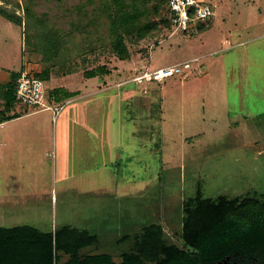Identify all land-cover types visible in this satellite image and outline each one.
I'll list each match as a JSON object with an SVG mask.
<instances>
[{"label": "rangeland", "instance_id": "1", "mask_svg": "<svg viewBox=\"0 0 264 264\" xmlns=\"http://www.w3.org/2000/svg\"><path fill=\"white\" fill-rule=\"evenodd\" d=\"M207 1L216 16L191 33L164 27L155 38L127 36L129 60L118 59L107 39L84 38L71 39L70 54L54 65L26 45L24 26L0 14V71L37 68L40 73L49 67L47 88H70L57 90L59 103H65L57 120L52 123L47 112L35 115L51 122L44 137L28 125L27 140L3 141L0 225L86 227L99 233L100 250L120 260L122 249L131 245L116 240L152 221L166 226L170 241L182 246L183 205L199 190L205 197L264 191L262 168L249 150L232 149L236 136L264 145V93L259 90L264 88V39L237 43L264 29V0ZM0 4L25 17L22 0ZM193 58L198 61L183 74L163 81L133 79L138 70ZM245 58L248 77L242 75ZM197 65L207 72L194 70ZM214 71L216 86L225 77L221 101L220 91L209 93L207 86V73ZM95 82L116 88L96 93L86 104L66 103L73 89H92ZM81 108L88 110L83 114Z\"/></svg>", "mask_w": 264, "mask_h": 264}, {"label": "trees", "instance_id": "2", "mask_svg": "<svg viewBox=\"0 0 264 264\" xmlns=\"http://www.w3.org/2000/svg\"><path fill=\"white\" fill-rule=\"evenodd\" d=\"M168 1L22 0L25 17L3 4L0 14L24 26L26 45L52 65L61 55L70 54L67 46L71 39L84 38L107 39L118 59L129 60L132 53L126 43L127 36L137 40L155 38L162 28L171 26ZM15 4L20 6L17 1ZM98 70L106 73L101 66ZM50 71L51 68H45L36 76L48 80ZM90 71L94 70L86 73ZM18 76L19 73L13 74L11 83L0 86L4 92L0 96L3 101L0 106H4L0 115L4 119L15 117L5 112L18 101L15 95ZM140 226L117 239L118 243L131 246L122 249L120 261L116 262L108 253L81 255L83 249L99 243V233L86 227L64 224L41 230L31 224L0 225V261L6 264H264L263 193L205 197L199 190L183 205L179 225L182 246L171 242L166 226L157 221ZM62 255L68 258L63 260Z\"/></svg>", "mask_w": 264, "mask_h": 264}, {"label": "crops", "instance_id": "3", "mask_svg": "<svg viewBox=\"0 0 264 264\" xmlns=\"http://www.w3.org/2000/svg\"><path fill=\"white\" fill-rule=\"evenodd\" d=\"M261 13H263L262 10L260 11V14ZM212 19L209 20V22H211ZM261 25L262 26L264 25L263 21L261 22ZM261 39L262 40L264 39V29L261 30L260 32H257L255 34L247 37V38L240 39L239 42H237V43L238 44H245V43L250 42V41L261 40ZM233 45L234 44L229 45V46H227V48H229ZM34 54H37V53H34ZM246 60L247 59L245 58V62L243 63V74L242 75H245L244 77H248L246 75V71H245L246 69H244V67L246 66V64H245ZM29 63H30V61H29ZM33 66L34 65L32 64V68H31L32 70H33ZM204 70H205V72H207L206 67L204 68ZM37 71L39 72V70H37V68H36V70H33L32 72H34L36 74ZM84 72H86V71H84ZM219 72H221V71L219 70L218 73ZM13 74L14 73H10L9 71H4V70L0 71V86L4 87V86H7L9 83H11L12 78H13ZM204 74H206V73H204ZM209 75L210 76H208V73H207V77H210L209 80L207 78V81H208L207 86L210 87V89H208L209 93H213V92L216 93V92L220 91V95H218V94L216 95L219 99L215 98L214 95L212 98L218 99L221 101L222 97L224 95V94H222L223 92H221V89L224 88L223 84L225 83L224 82L225 77L223 78L222 86L219 87V85H217V86L215 85V78H213L215 75V71L211 72ZM51 76H52V74L50 73L49 78ZM48 80H46V81H48ZM216 80H217L216 82L219 83L218 78H216ZM258 84H259V81H258ZM108 86H110V85H108ZM64 87H66L68 90H70L68 85L61 86L60 88H64ZM121 87L122 86H120V88ZM114 88H116V87L112 86V87H103L102 88L101 82H99V84H98V82H95V85H93L92 89H87V87H85L84 90L80 89L79 91L77 89H73L74 91H72V92H74L73 94H75V95H73L72 97H68L69 99L67 98L66 103H72V102L81 100V101H85V102H83V104H86V103H88V100L90 98H93V95L95 96L96 93L98 94L100 92L109 91L110 89H114ZM57 89L58 88L52 89L53 92H55V93H52V90L48 89L49 90L48 91V102H49V104L54 105V106L60 105L61 108L58 111H54L52 109L37 110L35 107H33L34 109L30 110L31 106H29L27 104H22L21 102L16 101L13 105H11V109L9 111L5 112V115H15V117L10 118V119H4V115L3 114L0 115V147L3 146L4 140L12 141V145L14 144L15 141L20 142L21 140H27V137H28L27 132L29 133L28 125L29 126L31 125L32 130L33 129L35 130V136L38 135V136L44 137V134L48 133V131H46V130L48 129L49 124L51 123V122L50 123L48 122L49 118H47V120H44L43 118L41 119V118L35 117V115L40 114L42 112H47L52 123H53V120H57L59 112L61 111V109L63 108V106L65 104V103H61V104L59 103V101L62 100L61 99L62 97H61V94L59 93V91H56ZM204 90L207 91L206 89H204ZM204 90L200 89V91L198 93H205ZM224 90H225V88H224ZM243 90H245V87L243 88ZM259 90L264 93V88L259 87ZM67 93H69V92H67ZM70 93H71V91H70ZM241 93H244V91H242ZM263 93H262V96H263ZM3 94H4V92L1 91V87H0V96H2ZM258 95H259V98L262 97L260 93H258ZM202 98H204V97H202ZM242 98L243 97H241V99ZM2 103H3V101L0 99V105H2ZM87 108H88V106H87ZM87 108H81L83 114L86 113V110H88ZM3 109H4V106H0V110H3ZM260 115H264V113L263 114L261 113ZM44 122L46 123V125L45 124L43 125ZM236 135H238V134H236ZM258 140H261V139H257L256 142H258ZM10 141L8 144H10ZM235 141H236V144L232 147V149L247 150V151L249 150L250 155L253 157V161H255V163L258 164L262 168V171L264 174V145H258L257 144L258 146L257 145L254 146V145L247 144L246 141L239 136H236ZM69 142H71L70 137H69ZM241 154H242L241 159L243 161H245V160L249 161V159L245 156V154L244 155H243V153H241ZM254 192H256V191H254ZM257 193H263L264 194V191L257 192Z\"/></svg>", "mask_w": 264, "mask_h": 264}, {"label": "built area", "instance_id": "4", "mask_svg": "<svg viewBox=\"0 0 264 264\" xmlns=\"http://www.w3.org/2000/svg\"><path fill=\"white\" fill-rule=\"evenodd\" d=\"M168 10L170 12L171 28L173 31L191 33L197 27L211 20L216 16L214 6L207 0H169ZM198 58L167 65L154 70L145 69L143 72L138 70V74L133 77L136 83L146 81H163L164 79L177 74L185 73V70L192 68V62ZM204 71L202 65L193 68ZM15 95L19 102L34 107L37 110L52 109L58 111L61 106H54L48 102V88L45 80L36 76L28 69L21 71L16 80Z\"/></svg>", "mask_w": 264, "mask_h": 264}, {"label": "flooded vegetation", "instance_id": "5", "mask_svg": "<svg viewBox=\"0 0 264 264\" xmlns=\"http://www.w3.org/2000/svg\"><path fill=\"white\" fill-rule=\"evenodd\" d=\"M117 242V240H116ZM118 243V242H117ZM101 249V246L99 244L95 245V246H90L88 248H85L81 251V255L84 256L86 254H96V253H108V254H111L112 257H113V260L118 262L120 260H117L115 255L112 254V252L108 251V250H105V251H102L100 250ZM87 250V251H86ZM66 259L68 258V255H65ZM120 258V257H119ZM0 264H6L4 261H0ZM17 264H20V263H17ZM231 264H235V262H232Z\"/></svg>", "mask_w": 264, "mask_h": 264}, {"label": "water", "instance_id": "6", "mask_svg": "<svg viewBox=\"0 0 264 264\" xmlns=\"http://www.w3.org/2000/svg\"><path fill=\"white\" fill-rule=\"evenodd\" d=\"M226 264V263H225Z\"/></svg>", "mask_w": 264, "mask_h": 264}]
</instances>
